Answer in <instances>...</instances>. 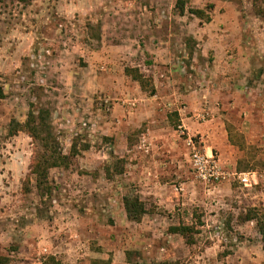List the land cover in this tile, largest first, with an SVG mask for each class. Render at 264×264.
I'll list each match as a JSON object with an SVG mask.
<instances>
[{
  "label": "rangeland",
  "instance_id": "obj_1",
  "mask_svg": "<svg viewBox=\"0 0 264 264\" xmlns=\"http://www.w3.org/2000/svg\"><path fill=\"white\" fill-rule=\"evenodd\" d=\"M185 1L184 16L177 0L0 2V255L11 264H264L245 221L264 215V0ZM209 4L221 20L206 31L190 11ZM161 41L168 64L147 51ZM42 109L63 152L77 148L69 168L50 170V193L32 173L37 142L9 134ZM189 138L225 171L253 173L252 186L198 179ZM126 196L164 219L122 221ZM180 224L195 227L189 243L169 232Z\"/></svg>",
  "mask_w": 264,
  "mask_h": 264
},
{
  "label": "trees",
  "instance_id": "obj_2",
  "mask_svg": "<svg viewBox=\"0 0 264 264\" xmlns=\"http://www.w3.org/2000/svg\"><path fill=\"white\" fill-rule=\"evenodd\" d=\"M18 2L22 4H30L35 0H0V2ZM213 4H209L205 9H194L190 13L198 18L201 22L210 23L212 17L208 12L214 9ZM176 10L181 16L186 12V1L177 0ZM124 73L130 77L134 82L138 83L142 91L148 92L150 95L156 94V88L153 79L146 76L138 67H125ZM4 98V94L0 89V99ZM19 131H26L38 144L39 152L36 154L33 164L32 173L36 177L37 189L43 193H50V170L54 168H69L72 164V157L77 154L76 145L72 147V153L67 155L63 152L60 140L55 134L52 124L50 123V113L43 109L36 112L30 110L27 121L22 124L16 119L10 123V136L16 135ZM88 148V147H87ZM122 174V169L118 172ZM124 209L127 219L130 222L141 223L143 217L148 213L145 203L139 196L130 198L124 197ZM245 221H255L258 230L262 235L263 249H264V215L258 213V210L250 209L246 216ZM171 234L182 236L184 239L189 240L195 234V227L180 224L169 228ZM12 259L8 255H0V264H11ZM43 264H62L55 256H49L45 259Z\"/></svg>",
  "mask_w": 264,
  "mask_h": 264
},
{
  "label": "built area",
  "instance_id": "obj_3",
  "mask_svg": "<svg viewBox=\"0 0 264 264\" xmlns=\"http://www.w3.org/2000/svg\"><path fill=\"white\" fill-rule=\"evenodd\" d=\"M190 147V164L194 175L205 184L215 187L231 176H237L238 180L245 186H252L254 178L253 173L229 174L225 171L218 157L213 153H206L193 141L192 138L187 140Z\"/></svg>",
  "mask_w": 264,
  "mask_h": 264
},
{
  "label": "crops",
  "instance_id": "obj_4",
  "mask_svg": "<svg viewBox=\"0 0 264 264\" xmlns=\"http://www.w3.org/2000/svg\"><path fill=\"white\" fill-rule=\"evenodd\" d=\"M219 20H221V18H219V17L212 18V21L207 24V28L205 30L207 31V30H209L210 27H214L215 25H217ZM194 39L198 42L197 46L202 45L204 42L203 39L200 37L195 36ZM166 45L169 46V42H165V41L162 42L161 41L159 44H156V46H154L153 48L147 49L148 52H151V54H155L157 56L155 59V62H159L161 64H168L172 61L173 55H171L169 52H168V54H163V52L169 51V47H167ZM168 83H169L168 81H163L161 84L167 85ZM157 88L158 87L156 86V89ZM167 100H169V99L167 98ZM186 122L190 124L191 120L188 119V120H186ZM251 127H252V125H251ZM229 174H231V173H229ZM148 189L150 191V193H148V194L154 195V198H155L154 200L157 202V204H159L160 206H162L163 208H165L166 210H169L171 212L172 208H174V204L169 205L167 202H165L163 194H161L157 188H155V187L152 188L151 186H149ZM119 217L122 221L127 220V215L125 213L124 208L121 209V207H119ZM157 218L161 219V218H163V216H161V215L158 216L157 214H154V215L153 214H146L143 217L142 221L146 220L148 222H151L153 220H156Z\"/></svg>",
  "mask_w": 264,
  "mask_h": 264
}]
</instances>
